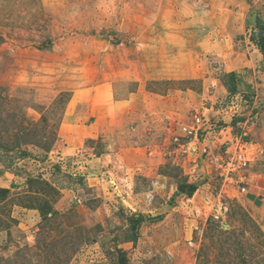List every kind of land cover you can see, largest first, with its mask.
Here are the masks:
<instances>
[{
  "label": "rangeland",
  "instance_id": "1",
  "mask_svg": "<svg viewBox=\"0 0 264 264\" xmlns=\"http://www.w3.org/2000/svg\"><path fill=\"white\" fill-rule=\"evenodd\" d=\"M169 35L152 110L73 100ZM0 264H264V0H0Z\"/></svg>",
  "mask_w": 264,
  "mask_h": 264
},
{
  "label": "crops",
  "instance_id": "2",
  "mask_svg": "<svg viewBox=\"0 0 264 264\" xmlns=\"http://www.w3.org/2000/svg\"><path fill=\"white\" fill-rule=\"evenodd\" d=\"M160 38L162 41L161 47L155 48V46L141 45V54L146 51V57L144 60L133 62L129 69L124 68L121 70H116L111 74L114 76L106 77V79H119L118 84L115 82H106L101 85L96 91H91V89H83V91H76L73 94V100L76 98L80 99L82 105H88L89 107L98 109L102 114H97V123L103 121L102 119L108 117L110 121L114 122L115 118H118L119 114L124 115L126 108H131L135 105H140L147 108L149 111L152 110L149 107L152 103H155L157 99L155 96H159L157 92L148 88L147 84L157 81H188L193 80L197 75L195 74L194 65L196 60L190 58V53L187 51L184 56L182 54H177L174 52L179 51V47L182 45L174 38L176 35H169L167 38L169 45L166 43L163 37ZM164 48L170 52L166 54ZM178 48V49H176ZM184 48V47H183ZM185 58V59H184ZM151 60V61H149ZM148 62V63H147ZM152 62V63H151ZM167 62V63H166ZM198 74V73H197ZM129 75L128 79L125 76ZM193 78V79H192ZM76 100V99H75ZM74 103L73 105H75ZM137 109V108H136ZM93 112V111H92ZM95 113H84L81 117H74V120H69L72 124L77 122H85L84 120H89ZM106 118V121L109 119ZM76 121V122H75ZM109 122V121H108ZM76 124H72V127H76Z\"/></svg>",
  "mask_w": 264,
  "mask_h": 264
},
{
  "label": "built area",
  "instance_id": "3",
  "mask_svg": "<svg viewBox=\"0 0 264 264\" xmlns=\"http://www.w3.org/2000/svg\"><path fill=\"white\" fill-rule=\"evenodd\" d=\"M181 135L180 137H174V144L177 146V148L183 146V142L185 140H197L196 138H198V130L195 129V127H188V126H184L182 125L181 127ZM188 143V142H187ZM242 144V143H241ZM245 143L243 145L240 146V149L233 153L232 155H228V160L226 162V165L224 166L226 169L224 172H226V175H233L236 174L234 172H239L240 170H243L247 164H248V159H246L245 157V153H246V148H245ZM244 149V150H243ZM203 152V154L207 153L206 149H202L201 150ZM188 153H192L191 155H196V149L193 148L192 150L188 149L187 150Z\"/></svg>",
  "mask_w": 264,
  "mask_h": 264
},
{
  "label": "trees",
  "instance_id": "4",
  "mask_svg": "<svg viewBox=\"0 0 264 264\" xmlns=\"http://www.w3.org/2000/svg\"><path fill=\"white\" fill-rule=\"evenodd\" d=\"M257 25H258V23H257ZM257 29H258V33L257 34H260V32H261V29H260V26L258 25V27H257ZM260 47H263V46H260ZM262 51H263V49L262 48H260ZM228 91H234L235 90V88H231V89H227Z\"/></svg>",
  "mask_w": 264,
  "mask_h": 264
}]
</instances>
